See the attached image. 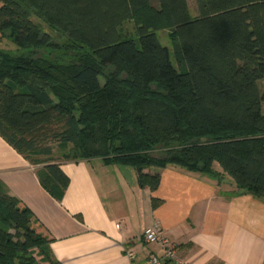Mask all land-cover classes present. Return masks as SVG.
Here are the masks:
<instances>
[{
    "label": "trees",
    "instance_id": "16d2710c",
    "mask_svg": "<svg viewBox=\"0 0 264 264\" xmlns=\"http://www.w3.org/2000/svg\"><path fill=\"white\" fill-rule=\"evenodd\" d=\"M0 34L23 51L0 50V137L56 200L59 162L92 159L152 192L176 167L264 200V0H197L195 16L187 0H0ZM52 241L0 182V264H57Z\"/></svg>",
    "mask_w": 264,
    "mask_h": 264
},
{
    "label": "crops",
    "instance_id": "0c3cea01",
    "mask_svg": "<svg viewBox=\"0 0 264 264\" xmlns=\"http://www.w3.org/2000/svg\"><path fill=\"white\" fill-rule=\"evenodd\" d=\"M59 164L70 179L61 201L0 137V182L46 228L57 264H147L152 256L173 264L162 245L141 240L154 225L188 264H264V200L235 195L227 176L218 181L168 167L158 170L160 184L152 192L138 185L129 167L100 159ZM153 199L161 201L155 208Z\"/></svg>",
    "mask_w": 264,
    "mask_h": 264
},
{
    "label": "rangeland",
    "instance_id": "374dc122",
    "mask_svg": "<svg viewBox=\"0 0 264 264\" xmlns=\"http://www.w3.org/2000/svg\"><path fill=\"white\" fill-rule=\"evenodd\" d=\"M190 12L193 16L196 15L197 12V0H187ZM34 22L39 24L42 29L48 33L57 47L63 46L65 43V38H63L61 35L57 34L56 32H53L50 30L41 20H39L37 17L33 18ZM126 29L130 32L131 35H134V27L130 23L126 26ZM157 36L161 42V44L164 47H167L170 51L172 61L175 64V61L173 59V54H172V49H173V36L168 32V31H160L157 33ZM0 50L7 51L13 55H19L23 51L17 50V48L13 45L11 42L10 38L8 36H1L0 34ZM41 55H46L49 56L50 58H57V59H63L67 60L70 55L65 54L64 50L60 51H52V52H46V51H37L36 56H41ZM260 89L261 91H264V81L260 82Z\"/></svg>",
    "mask_w": 264,
    "mask_h": 264
},
{
    "label": "built area",
    "instance_id": "2783aa9c",
    "mask_svg": "<svg viewBox=\"0 0 264 264\" xmlns=\"http://www.w3.org/2000/svg\"><path fill=\"white\" fill-rule=\"evenodd\" d=\"M141 240L147 244H160L166 249V259L171 261L173 264H188L177 257L175 246L170 244L166 239L163 238L159 227L154 225L147 228L141 237ZM127 255L130 259H134V251L128 250ZM147 264H164L162 260L157 257H151Z\"/></svg>",
    "mask_w": 264,
    "mask_h": 264
}]
</instances>
